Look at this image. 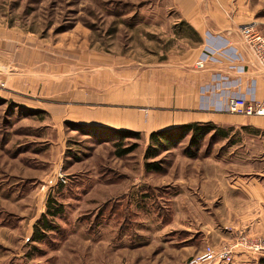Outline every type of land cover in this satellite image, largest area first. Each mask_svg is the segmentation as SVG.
<instances>
[{
  "label": "rangeland",
  "instance_id": "obj_1",
  "mask_svg": "<svg viewBox=\"0 0 264 264\" xmlns=\"http://www.w3.org/2000/svg\"><path fill=\"white\" fill-rule=\"evenodd\" d=\"M243 7L245 23L264 29V0H240L241 16ZM182 21L172 0H0V42L12 51L0 54L10 59L0 65V264H186L207 243L264 235L226 225L216 193L222 166L227 182L233 166L263 163L260 130L224 127L195 157L187 138L151 159L165 168L152 172L150 135L64 118L71 104L104 102L90 82L135 78L193 48L198 36ZM35 60L64 90L8 89L7 76ZM119 147L133 150L120 157ZM50 196L64 209L33 240ZM258 256L240 250L230 264Z\"/></svg>",
  "mask_w": 264,
  "mask_h": 264
},
{
  "label": "crops",
  "instance_id": "obj_2",
  "mask_svg": "<svg viewBox=\"0 0 264 264\" xmlns=\"http://www.w3.org/2000/svg\"><path fill=\"white\" fill-rule=\"evenodd\" d=\"M172 1L179 19L187 22L197 33L196 45L182 55L169 57L165 63L139 69V75L135 78L121 81V76L115 80L110 77L107 82H98V87L90 82L88 89H97L95 92L104 102L100 105L71 104L64 115V118L68 116L65 120L135 130L148 136L154 131L191 122H213L222 127L255 129L264 133V114L240 116L219 112L212 106L211 97L214 94L205 93L206 86L211 84L214 74L220 70L228 72L238 82L241 94L260 101L264 106L263 73L245 62L237 60L231 63L228 59L234 55L233 48L244 51L238 27L249 19L248 9L243 7L244 15L239 14L237 7L240 0L233 7L230 5L233 0ZM235 12L237 14L233 15ZM1 33L0 38L3 36ZM221 36L231 41L233 47L221 51L219 61L208 62L207 69H198L196 64L203 53L223 43L219 40ZM1 50L3 55L12 54L8 42H0V54ZM19 50H16V54H19ZM7 61H10L9 56L0 59V65L7 64ZM35 62L26 64L23 71L16 72L15 69L14 73H10L5 80L8 89L22 90L28 95H48L64 90L66 82L62 77L50 79L46 64L38 66ZM230 65L237 68L243 65L245 70L231 69ZM0 69H3L0 73L5 74L3 66ZM260 161L263 163L233 166L231 181L227 182L222 166L216 178V193L223 206L221 216L229 223L226 225L264 234V154ZM228 237L230 234L224 238Z\"/></svg>",
  "mask_w": 264,
  "mask_h": 264
},
{
  "label": "built area",
  "instance_id": "obj_3",
  "mask_svg": "<svg viewBox=\"0 0 264 264\" xmlns=\"http://www.w3.org/2000/svg\"><path fill=\"white\" fill-rule=\"evenodd\" d=\"M238 33L244 44V51L233 48L232 56L228 59L231 63L240 60L247 66L258 68L264 75V29L256 23H244L238 27ZM219 38L223 43L219 47H214L205 51L197 62L198 69H207L206 65L211 61H219L221 51L232 48L233 44L226 37ZM223 45H225L223 48ZM223 56V55H222ZM231 69L243 72L245 67L242 65H230ZM214 94L211 97L213 107L219 112L240 115L254 116L263 115V104L253 98H248L241 94L238 82L231 78L228 72L217 71L211 84L206 86L205 93ZM250 251L253 253L264 254V235L239 234L235 239L222 244L207 243L201 251L192 255L186 264H230L234 260L237 251Z\"/></svg>",
  "mask_w": 264,
  "mask_h": 264
},
{
  "label": "trees",
  "instance_id": "obj_4",
  "mask_svg": "<svg viewBox=\"0 0 264 264\" xmlns=\"http://www.w3.org/2000/svg\"><path fill=\"white\" fill-rule=\"evenodd\" d=\"M182 22L184 25H189L185 21ZM223 129L224 127L219 126L213 122H191L174 128L152 132L150 134L151 142L145 154V158L149 160H146L145 163L146 170L152 172L165 171L163 161L151 159L157 157L163 151L178 146L187 138H189V147L187 149V153L194 157L197 156L202 147V143L205 141L207 136H216L218 134L225 135ZM128 134H134L136 136L141 137L140 132ZM132 150V147H119L117 150V155L122 157L131 152ZM63 209L64 207L61 204H58L55 199L50 196L47 200L46 211L41 215V217L36 223L32 239L42 240L44 237H46L47 230L53 229L55 226L53 221L54 215H57L58 213L62 212ZM256 264H264V254L258 256Z\"/></svg>",
  "mask_w": 264,
  "mask_h": 264
}]
</instances>
